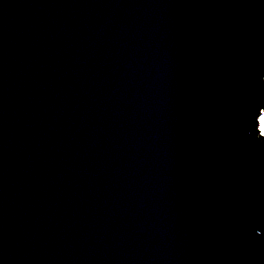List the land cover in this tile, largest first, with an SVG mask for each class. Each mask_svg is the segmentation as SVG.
<instances>
[{
	"label": "water",
	"instance_id": "water-1",
	"mask_svg": "<svg viewBox=\"0 0 264 264\" xmlns=\"http://www.w3.org/2000/svg\"><path fill=\"white\" fill-rule=\"evenodd\" d=\"M264 0H0V264H264Z\"/></svg>",
	"mask_w": 264,
	"mask_h": 264
},
{
	"label": "rangeland",
	"instance_id": "rangeland-1",
	"mask_svg": "<svg viewBox=\"0 0 264 264\" xmlns=\"http://www.w3.org/2000/svg\"><path fill=\"white\" fill-rule=\"evenodd\" d=\"M261 118L264 119V112L262 113ZM260 128L262 129V131L264 133L263 123H262L261 119H260Z\"/></svg>",
	"mask_w": 264,
	"mask_h": 264
},
{
	"label": "trees",
	"instance_id": "trees-1",
	"mask_svg": "<svg viewBox=\"0 0 264 264\" xmlns=\"http://www.w3.org/2000/svg\"><path fill=\"white\" fill-rule=\"evenodd\" d=\"M261 121H262V123H263V128H264V119L261 118Z\"/></svg>",
	"mask_w": 264,
	"mask_h": 264
}]
</instances>
